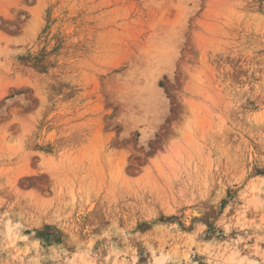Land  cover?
<instances>
[{
	"label": "rangeland",
	"instance_id": "rangeland-1",
	"mask_svg": "<svg viewBox=\"0 0 264 264\" xmlns=\"http://www.w3.org/2000/svg\"><path fill=\"white\" fill-rule=\"evenodd\" d=\"M0 264H264V0H0Z\"/></svg>",
	"mask_w": 264,
	"mask_h": 264
},
{
	"label": "bare ground",
	"instance_id": "bare-ground-1",
	"mask_svg": "<svg viewBox=\"0 0 264 264\" xmlns=\"http://www.w3.org/2000/svg\"><path fill=\"white\" fill-rule=\"evenodd\" d=\"M194 210V209H193ZM196 212V211H195ZM197 213V212H196ZM188 223V222H187ZM187 223H186V225H187Z\"/></svg>",
	"mask_w": 264,
	"mask_h": 264
}]
</instances>
